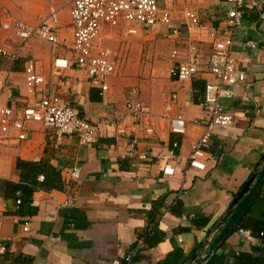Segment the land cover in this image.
I'll list each match as a JSON object with an SVG mask.
<instances>
[{
  "label": "crops",
  "instance_id": "0c3cea01",
  "mask_svg": "<svg viewBox=\"0 0 264 264\" xmlns=\"http://www.w3.org/2000/svg\"><path fill=\"white\" fill-rule=\"evenodd\" d=\"M63 1L65 10L56 5L57 0H0V6L28 24H36L48 7H55L60 13L59 34L68 29L64 43L69 44L70 0ZM158 5L167 8L170 16L173 7L180 14L171 16L168 26L155 24L149 33L150 39H158L156 53L161 57L153 55L151 43L133 40V51L144 46V56L131 61L124 55L120 61L117 58L113 73L104 79L103 92L91 85L72 61L68 68L53 71L52 59L67 57L68 44L52 48L29 39L16 57L0 54V77L11 86L10 104L19 107L26 101L23 70L32 57L44 75L35 97L57 95L79 116L97 125L95 141L87 144L80 143L76 133L56 134L53 128L38 123L27 126L22 140L9 138L0 144V181H18L16 159L48 162L59 170L62 181L59 188L34 190L27 200L3 194L0 185V242L5 246L0 264H115L120 254H129V260L120 264H157L167 258H174L177 264L206 262L211 236L221 226L216 227L217 222L264 151V0L254 5L244 0V11L231 30L230 53L245 78L230 87V96L220 97L232 122L215 127L202 169L187 166L190 143L201 131L191 120L202 114L199 102L204 83L215 79L202 69L188 80L176 81L169 77L168 69L175 61L191 58L187 43L194 39L198 40V62L205 64L211 44L205 30L219 29L230 5L216 0H158ZM184 7L191 8L205 28L188 29L181 13ZM172 26L177 28L175 35ZM173 46L177 54L171 58ZM14 47L9 34L0 31V49L11 52ZM170 92L176 94V101L169 115L178 114L186 120L183 134L166 128L163 105ZM133 93L148 105L153 133L147 135L141 126L123 121L129 124V135L116 136L113 122L123 114L124 102ZM132 135L136 144L129 153ZM173 141L178 143L168 156ZM138 153H144L145 158H138ZM166 162L173 168L169 176L161 173ZM72 167L79 171L75 180L68 175ZM67 199H71L69 205L64 204ZM152 221L163 236L154 246L136 249V236ZM256 243L250 235L234 231L215 253L224 255L222 264H233L236 252L256 255L250 249ZM171 250H176V255L171 256Z\"/></svg>",
  "mask_w": 264,
  "mask_h": 264
},
{
  "label": "built area",
  "instance_id": "2783aa9c",
  "mask_svg": "<svg viewBox=\"0 0 264 264\" xmlns=\"http://www.w3.org/2000/svg\"><path fill=\"white\" fill-rule=\"evenodd\" d=\"M230 5L226 11L225 19L219 29L209 28L205 34L210 37L211 44L206 62L200 65L198 40L187 43V51L191 58L184 61H175L168 69L169 77L176 81L192 78L198 71L205 70L214 77V82L206 81L203 85L199 105L202 114L191 120L199 124L201 131L198 137L190 143L187 154V166L202 169L207 159V147L210 135L215 127H224L232 122V115L224 109L220 97L230 96L233 85L243 82L245 73L238 67L237 61L230 53L232 43L231 30L238 24L243 11L244 0H216ZM257 0H251L256 4ZM182 18L187 23L188 29H203L197 14L189 7L182 8ZM69 23L71 40L67 45L68 56H55L52 59V68L55 73L69 67L70 62L81 70L88 82L97 86L100 91L106 90L104 79L113 73L116 66L115 53L107 46L95 42L104 27L113 28L119 24L124 25L126 33L137 34L142 27L145 31H153L155 24L168 26L171 24L169 10L158 5V0H70ZM0 31L7 32L15 42L11 52L0 49V54L14 58L18 51L29 39H36L50 47L65 44L58 30L57 9L48 7L47 13L36 24H28L14 16L0 6ZM171 33L176 34L177 28L172 26ZM250 45L252 41H248ZM177 47L170 49L169 56L175 57ZM24 89L26 101L23 105L15 107L9 103L11 86L6 78L0 77V144L6 139L20 141L25 138V130L30 123H38L44 127H51L56 134L76 133L80 143L87 144L95 141L97 125L79 116L75 109L61 97L48 94L35 97L37 89L44 83L42 67L34 58H28L24 66ZM225 86V87H223ZM134 92V91H133ZM176 101V94L170 92L163 105V116L166 119L167 131L174 134H183L186 129V120L176 114L169 115L172 105ZM150 109L137 94L133 93L124 102V112L116 119L114 134L116 136L129 135V124L123 121H132L142 127L145 134L151 135L153 128L149 123ZM131 125V124H130ZM136 138H128L129 153H133ZM172 147L177 146L172 142ZM172 154V149L167 150V155ZM138 158L144 159V153H138ZM70 179H77L79 171L72 167L69 172ZM162 175L169 176L173 173L172 166L166 162L161 168ZM19 202V199H16ZM71 199L64 201L69 205ZM23 230L26 227L22 228ZM239 234L249 236L247 230L238 228ZM144 246L137 242L136 249ZM5 246L0 242V254ZM129 254H120L114 259L115 264L127 262Z\"/></svg>",
  "mask_w": 264,
  "mask_h": 264
},
{
  "label": "trees",
  "instance_id": "16d2710c",
  "mask_svg": "<svg viewBox=\"0 0 264 264\" xmlns=\"http://www.w3.org/2000/svg\"><path fill=\"white\" fill-rule=\"evenodd\" d=\"M175 147L171 146V149L175 150ZM15 168L18 171L19 179L16 182L0 181V185L4 189L3 194H14L21 200H27L36 189L49 190L61 186L62 181L59 170L48 162L16 159ZM238 228L247 230L249 235L257 240L256 244L250 245V249L254 250L256 255L249 252H236L233 254V264H264V163L256 169L249 190L234 205L226 220L211 236L208 244L211 253L204 264H222L224 255L216 254L215 251L225 238ZM159 236H163V232L158 230L156 222L152 221L144 228L142 233L136 236V244L142 242L144 247L154 246ZM195 250L196 247L191 251V256ZM169 254L171 256L176 255V250L169 251ZM157 264L177 263L174 258L170 261L167 258Z\"/></svg>",
  "mask_w": 264,
  "mask_h": 264
},
{
  "label": "rangeland",
  "instance_id": "374dc122",
  "mask_svg": "<svg viewBox=\"0 0 264 264\" xmlns=\"http://www.w3.org/2000/svg\"><path fill=\"white\" fill-rule=\"evenodd\" d=\"M56 5L60 6V9L63 8L65 10L66 4L64 3L63 0H57ZM170 11H171L172 18L178 17L180 15L179 9H177V7L175 8L173 7V9L171 8ZM64 14H65L66 20L68 21L67 11H65ZM63 23L64 21L60 20L59 24L62 25ZM152 32L153 31H142L141 29V31L137 34H129L125 32L124 25L119 24L117 27H113V28L104 27L102 31L99 33L95 42L109 47L115 53V57L116 59L118 58L119 61L123 55L126 58L130 57V61H131V59H135V57H137L138 55L142 56L145 53L144 46H141L140 50H138L137 52L133 51L132 41L137 39L142 45H144L143 43L145 42L151 43L153 45V50L155 51L153 55L160 58L161 57L160 54L156 53L157 48L160 47L158 44V39L156 37H153V39L149 38L150 36L149 33H152ZM60 35L63 37V41H65V38L68 39L69 38L68 29L64 28L63 30H61ZM31 40H32L31 42L33 41L37 42L36 39H31ZM67 44H61L59 46L65 47ZM28 56L30 57V54Z\"/></svg>",
  "mask_w": 264,
  "mask_h": 264
},
{
  "label": "water",
  "instance_id": "95a60500",
  "mask_svg": "<svg viewBox=\"0 0 264 264\" xmlns=\"http://www.w3.org/2000/svg\"><path fill=\"white\" fill-rule=\"evenodd\" d=\"M262 163H264V151L260 157V160L258 162V164L256 165L255 169L250 173L249 177L243 182L242 186L240 187V189L236 192L235 196L230 200L227 209L224 213V215L220 218V220L217 222L216 227L219 226L220 224H222L225 219L227 218V216L230 214V212L232 211L234 205L243 197V195L249 190V187L254 179L255 176V171L258 168V166H260ZM215 227V228H216Z\"/></svg>",
  "mask_w": 264,
  "mask_h": 264
}]
</instances>
